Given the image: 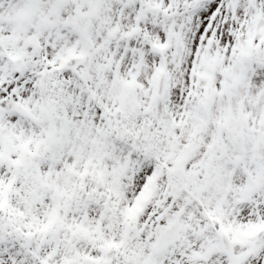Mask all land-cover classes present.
Returning <instances> with one entry per match:
<instances>
[{"label":"snow or ice","instance_id":"obj_1","mask_svg":"<svg viewBox=\"0 0 264 264\" xmlns=\"http://www.w3.org/2000/svg\"><path fill=\"white\" fill-rule=\"evenodd\" d=\"M0 264H264V0H0Z\"/></svg>","mask_w":264,"mask_h":264}]
</instances>
